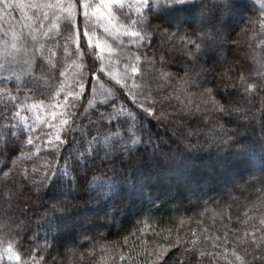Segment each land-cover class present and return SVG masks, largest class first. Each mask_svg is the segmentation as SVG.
I'll return each instance as SVG.
<instances>
[{"label": "snow or ice", "instance_id": "snow-or-ice-1", "mask_svg": "<svg viewBox=\"0 0 264 264\" xmlns=\"http://www.w3.org/2000/svg\"><path fill=\"white\" fill-rule=\"evenodd\" d=\"M257 3L0 0V18L20 13L11 17L18 29L0 27V264H107L97 251L119 241L101 231L103 219L119 208L81 219L60 196L80 189L101 206L124 185L142 205L135 223L149 228L158 202H177L172 223L181 228L209 205L245 209L231 250L225 236L223 253L206 252L208 237L192 230L187 240L165 237L168 247L147 253L152 264L197 256L264 264V0ZM181 12L198 14L199 24ZM226 17L240 29L236 39L225 35ZM226 46L234 58L216 71ZM201 154L210 160L198 166ZM145 157H179L191 171L154 190L131 173ZM49 190L56 195L40 215L41 236L30 201ZM220 246L217 237L213 249ZM171 248L189 260L169 256Z\"/></svg>", "mask_w": 264, "mask_h": 264}, {"label": "trees", "instance_id": "trees-1", "mask_svg": "<svg viewBox=\"0 0 264 264\" xmlns=\"http://www.w3.org/2000/svg\"><path fill=\"white\" fill-rule=\"evenodd\" d=\"M247 2L250 5H254L256 8L259 7L257 0H247ZM179 19H188L190 20L188 23H191L193 26L198 25L200 22V17L196 13L181 12L179 14ZM225 19L229 25L225 35H228V33L231 32V38L236 39L237 33L240 32V29L237 28L235 32L231 31V28L235 25L236 21L227 17ZM195 21L197 24L193 23ZM241 27H243V25ZM251 35L252 34L249 33V36ZM239 39L241 41L246 39L243 33L240 34ZM233 58V50L227 48L226 46L225 49L220 52V61L217 65L216 71H220L230 64ZM241 131L243 133L244 129ZM256 133H259V113H257ZM247 134L251 136V130H249ZM196 160L199 166L207 163L210 160V157L205 154H201L196 158ZM190 171V169L184 166V161L179 157L169 159L168 161H164L159 158L145 157L144 159L136 162L135 167L131 169V173L134 177L138 180L145 181L154 190L162 189L165 182L175 183L176 181L181 180ZM53 195H56V193L49 190L47 194H41L39 199L33 196L30 201L31 212L29 214L34 216L31 227L33 228V231H39L41 236L44 234L46 225H44V222L39 218L41 213L44 211V208L51 202V197ZM60 199H67L69 202L70 216H78L81 219L85 217L95 218L97 216L104 218L105 211H115L119 208V211H115L114 217L110 215L103 219V222L107 225V227L101 229V231L106 235L108 232H111V235H108L109 241H119L117 244L109 245L103 252H100L99 250L97 251L96 259L99 260L101 256H103L107 261V264H152L151 260L147 256V253L153 251L159 245L168 247L165 237L174 240L177 235H180L187 240L189 233L192 230L200 233L201 237H208L207 243L203 246L206 252L215 251L223 253V239L225 236H227L229 241L227 247L231 250V242L235 233L239 231L242 234V225L239 223V220L243 217L245 212V209L239 204H232L231 207L221 206L219 208L209 205V209L204 215L199 217L194 216L191 222L186 223L181 228L179 225L174 227L172 223V220L178 215L174 210L177 206V202H158L160 205L158 210L153 209L151 212V215L155 219L152 221H146V223H151V227L149 228L145 225L135 223L138 218V210L142 205L140 200L136 198V194L130 185H124L106 205L97 206L95 202L89 203L91 194L74 188L69 189L67 197L60 196ZM139 202L140 204L138 207L133 209V207ZM73 205H75V207H72ZM144 206L146 207L147 203H144ZM183 214V209H181L180 215ZM189 215H191V213H189ZM140 218L142 219V217ZM169 228L172 229L171 234L164 231ZM129 233H132V235H129ZM124 236L128 237L126 242L123 240ZM217 237L221 238V246L213 249V242ZM181 252H183V248H180L179 250L171 248L169 256H174L179 261H188L189 258L181 255ZM119 255H123L126 259L121 261L119 259ZM165 259L167 260L168 257H165ZM160 264H164V261H161ZM192 264H227V261L221 259L220 257L200 258L197 256V260L192 262Z\"/></svg>", "mask_w": 264, "mask_h": 264}, {"label": "rangeland", "instance_id": "rangeland-1", "mask_svg": "<svg viewBox=\"0 0 264 264\" xmlns=\"http://www.w3.org/2000/svg\"><path fill=\"white\" fill-rule=\"evenodd\" d=\"M19 16H20L19 11H16V12H11L9 16H4V17L0 18V27L7 26L9 23H11V24H13V26H14L15 28L18 29V28H19V24H18L15 20L11 19V17H19ZM192 20H193V18H192ZM192 20H191V21H192ZM182 21H184L185 23L190 22V20H188V19H184V20H182ZM193 23H196V21L193 22ZM196 24H197V23H196ZM139 204H140V202H139L138 204H136V205L133 207V209H136V207H138ZM145 204H146V202H145ZM132 211H134V210H132Z\"/></svg>", "mask_w": 264, "mask_h": 264}]
</instances>
